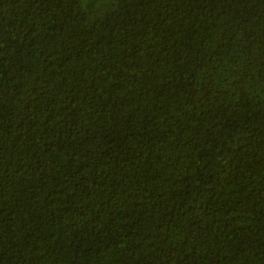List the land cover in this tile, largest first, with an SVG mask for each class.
Returning <instances> with one entry per match:
<instances>
[{
    "label": "trees",
    "instance_id": "obj_1",
    "mask_svg": "<svg viewBox=\"0 0 264 264\" xmlns=\"http://www.w3.org/2000/svg\"><path fill=\"white\" fill-rule=\"evenodd\" d=\"M0 264H264V0H0Z\"/></svg>",
    "mask_w": 264,
    "mask_h": 264
}]
</instances>
